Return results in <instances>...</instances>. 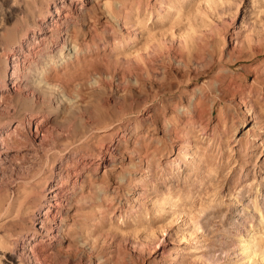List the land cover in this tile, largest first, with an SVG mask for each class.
Listing matches in <instances>:
<instances>
[{
  "label": "rangeland",
  "instance_id": "1",
  "mask_svg": "<svg viewBox=\"0 0 264 264\" xmlns=\"http://www.w3.org/2000/svg\"><path fill=\"white\" fill-rule=\"evenodd\" d=\"M160 1L87 2L70 42L74 37L84 40L104 23L112 24L116 33L120 22L125 39L91 54L90 67L80 69V79L59 73L65 89L42 86L41 69L36 72L35 64H27L24 84L30 93L24 88L11 92L7 98L14 107L0 108V124L9 121V129L31 113L37 120L46 113L48 138L57 146L48 158L68 147L67 158L85 165V191L90 180L115 190L117 181H123L118 189L122 202L110 200L111 219L103 223L109 235L97 243L99 254L81 245L71 251L68 239L43 264H105L100 262L103 256L107 264H171L178 261L175 250L181 258L178 264H264V0H175L179 11L167 7L166 17L159 16ZM18 33L6 32L5 43ZM129 36L137 39L128 43ZM53 54L57 60L62 55L58 49ZM192 54L210 61L205 70L183 67L182 61ZM158 64L166 67L165 79L147 78V65ZM10 66L0 54L1 79L7 67L11 73ZM221 80L230 86L224 99L207 91L200 103L204 111L189 113L193 88ZM244 118L247 125L242 127ZM187 141L189 152L198 151L201 160L179 179L166 176V169L180 161L175 152ZM101 149L115 159L106 171L91 163ZM134 151L152 156L151 176L140 174L146 160L133 157ZM23 163L13 165L16 179L34 168H27L28 160V166ZM5 165L12 167L10 161ZM7 179L11 187L14 179ZM69 215L67 222H72L73 212ZM7 225L1 218L0 236ZM30 227L27 222L12 229L21 233ZM65 233L62 227L60 234ZM248 239L255 254L242 246ZM8 246L11 252L18 250L13 241Z\"/></svg>",
  "mask_w": 264,
  "mask_h": 264
},
{
  "label": "bare ground",
  "instance_id": "2",
  "mask_svg": "<svg viewBox=\"0 0 264 264\" xmlns=\"http://www.w3.org/2000/svg\"><path fill=\"white\" fill-rule=\"evenodd\" d=\"M89 1L0 0V54L5 55L12 62L11 73L7 67L3 78H0V108L10 111L14 107L12 106L13 102H8L7 98L11 92H21L24 88L25 94L30 93V89L24 84L28 80V71L25 69L27 64V68H31L32 65L29 64H35L36 72L41 69L38 73L40 75L38 83L42 86L65 89L64 84L60 83V74H64L69 80L80 79L84 75L83 71L80 73V69L85 71L90 67L88 57H91V54H98L100 50L106 48L110 49L111 45L116 47L118 39H125L127 35L123 32V26L119 21L116 33H113L115 30L112 24L104 23L100 31L94 30L90 32L88 37L85 34V39L82 41L76 37L71 42L68 40L71 32L75 30L76 24L81 21L79 19L81 13L83 12L84 15V5ZM173 1L175 0L160 1L162 8L159 9V16L164 15L167 7L176 9L178 5L177 3L172 4ZM109 4V1L106 2V6ZM176 10L179 11V9ZM19 16L20 18L16 19V24L14 23L15 25L13 24V28L10 29L9 23L13 18ZM12 29H17L19 33L12 40L9 39L8 43H5L4 39L8 38L6 32ZM136 39L137 36L134 38L129 36L127 42H134ZM25 49H27L28 54ZM45 49H48L47 55ZM55 49L62 53L58 60L53 58ZM28 55L31 56L28 57ZM191 56L192 58L188 57L182 61L183 67L187 70L191 68L205 70L207 68L210 61L205 60L202 56L194 54ZM165 68L161 64L156 67L147 65L145 76L164 80ZM207 91L224 99L230 91V86L225 87L222 80L216 83L206 81L202 85H197L192 90L193 96L188 101L190 104L186 106L190 110L189 113L198 116L204 111L200 103L203 98L207 97ZM70 97L68 96L67 99L72 100ZM40 98L41 95L37 94L36 99ZM252 107L253 103L251 104ZM38 120L37 114L31 113L14 122V127L10 129L9 121L5 123L6 126L0 124V187H3L2 191L0 189V219H6L10 226L7 225L9 228H6L8 230H5V235L0 236V251L2 252L0 264H3L1 263L3 259H6L4 264H43L46 259L54 256L56 248H63L65 240L68 239L69 244L66 248L71 251H77L76 249L81 245L86 247L89 252L99 254L97 253V243L102 240L107 241V235H109L108 230L103 229L105 226L103 223H108L111 219L108 215L109 205L113 204L111 203L112 200L118 198L122 202L118 189L123 181H117L116 190L109 186L95 185L92 180L89 182L91 184V186L88 185L90 186L89 189L87 191L83 189L84 181L82 179L85 174V165L79 164L71 157L67 158L68 153L66 154L65 151L68 150V147L59 149L56 152L59 156L54 153V156H51L53 159L50 160L48 153L57 146H54L48 138L49 118L46 113H43L41 119ZM246 123L247 118H244L241 126H246ZM33 125H35V129H33ZM262 143L264 144V140ZM189 144L187 141L180 150L175 152L180 161L174 162L171 169H166V176L179 179L184 171H191L194 164L201 160L198 151L189 152ZM110 152L107 149H101L99 153L94 155V160L91 163H97V168L99 164L103 165L106 171L111 168L109 164L115 161V159L107 157V155H112ZM131 155L142 162L144 159L146 160L147 167L143 168L140 174L151 176L150 160L152 156H145L136 151ZM27 160L30 166L25 163ZM9 161L12 165V167L8 166L10 169L5 165ZM20 162H24L28 166L27 168L32 166L34 168L32 167L33 169L30 171L27 170L28 172L24 173V176L21 173L22 177L16 179L15 174L18 170L16 171L13 165ZM47 168L51 169V174L46 172ZM8 175L12 179L15 177V183L11 187H9L10 184L7 186ZM147 184H144L145 190ZM71 211L73 212L72 222H67ZM27 222L31 223L29 230L14 233L12 229L14 226L19 225V223L27 224ZM62 227L66 230L65 235L60 234ZM11 241L17 245L18 250L16 252L9 251L10 246L8 245ZM242 246L255 254L254 244L250 239ZM246 255L248 254L246 253ZM107 258V256H103L100 262L107 264ZM174 258L178 261L175 260L176 263L171 264H178L181 258H179L176 250L174 251ZM152 263L156 264L155 261Z\"/></svg>",
  "mask_w": 264,
  "mask_h": 264
}]
</instances>
